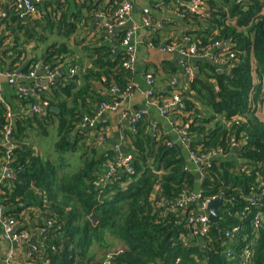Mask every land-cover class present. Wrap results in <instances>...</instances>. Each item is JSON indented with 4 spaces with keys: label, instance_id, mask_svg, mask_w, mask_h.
Masks as SVG:
<instances>
[{
    "label": "trees",
    "instance_id": "obj_1",
    "mask_svg": "<svg viewBox=\"0 0 264 264\" xmlns=\"http://www.w3.org/2000/svg\"><path fill=\"white\" fill-rule=\"evenodd\" d=\"M33 3L38 6L35 0ZM151 3L156 5V0ZM117 7L118 3L112 12ZM201 8L200 13H192L179 7L189 28L185 38L198 48L216 41L229 42L227 50L233 58L228 71L222 72L209 62L196 61L194 77L178 93L182 106L170 112L173 126L186 130L190 152H223L200 167V180L188 161L187 147L164 133H148L141 113L135 131L125 129L124 135L127 154L123 155L131 157L132 171L116 169L105 183L94 185L106 171L105 162L114 160V150H104L90 141L91 132L77 126L83 116L92 118L99 104L121 100L116 94H129L134 89L133 72L123 66L125 53L109 60L108 46L83 42L91 65L72 74L69 69L74 61L68 60L63 44L55 51L49 49L45 64L49 72L59 74V81L50 82L46 90H36L37 95H22L14 89L15 106L4 96L13 111L9 121L0 102V138L9 123L15 174L0 183V204L5 217L35 233L34 261L264 264V0H203ZM97 10L93 4L88 13ZM62 14V19L79 18L76 12ZM14 15L21 22L22 18ZM60 25L61 21L53 24L56 31ZM47 27L51 31V25ZM152 27L151 21L144 27L149 35L146 40L157 45L159 37L152 34ZM10 50L5 56L9 51L16 60L24 55L21 48ZM0 69H5L1 60ZM160 69L176 76L175 86L182 85L174 68ZM148 70L155 79L158 69L153 66ZM114 88L116 94L111 92ZM67 94L69 101L63 100ZM36 99L57 111L29 113ZM50 134L54 140L51 148L36 151L35 147H41L39 140L33 143L30 138L45 139ZM168 142L173 145L167 146ZM231 142L240 146L234 148ZM5 151L0 146V159ZM189 192L202 198L214 195L222 201L218 220L209 223L205 233L186 222L194 206L182 214L180 210L165 211L159 203L164 199L173 204ZM258 193L262 195L253 202ZM255 214L260 216L257 226L252 221ZM236 226L233 237H226L225 232ZM25 246L21 243L16 251ZM245 247L248 255L243 254ZM92 248L95 252L104 250L101 255L106 259L94 263L95 252L87 255Z\"/></svg>",
    "mask_w": 264,
    "mask_h": 264
},
{
    "label": "crops",
    "instance_id": "obj_2",
    "mask_svg": "<svg viewBox=\"0 0 264 264\" xmlns=\"http://www.w3.org/2000/svg\"><path fill=\"white\" fill-rule=\"evenodd\" d=\"M16 1L0 0V60L5 67L4 70H0L6 74L13 71L22 73L34 71L35 74L32 78L22 79L24 81H15L14 86L9 84L6 76H0L1 90L4 96L12 102V105H17V100L14 98V89L17 88V85H25L24 87L29 89L32 95H37L36 90H46L50 82L59 81V74L49 77L50 72L45 64V60H47L46 52L49 49L55 51L57 46L63 44L70 55L68 60L74 61L73 67L69 69L70 74H72L75 70L78 71L91 65L87 55L88 50L82 49L83 42L96 46H108L110 54L107 58L111 60L116 57L117 53L125 52L122 40L126 32H131L133 34L131 35V41L136 47V59L133 70H131L133 72V91L128 95L120 94L121 105L118 110L98 116L97 121L92 126H85L80 122L77 128L91 132L89 133L92 136L90 141H96L104 150H113L117 147L121 152L127 154L124 151V143H126L124 135H127L125 129L127 131L130 129L129 113L141 112L144 114L145 127L148 133H157V136L159 133H164L174 138V141L177 140L180 146L185 145L182 139L173 131L171 118L162 117L159 107L168 99L177 96L179 91L183 89L182 86L185 88L189 84L190 77L191 75L194 77V70L198 66L196 61H185L184 56L180 53L182 49H187L192 45V42L185 38V33L189 28L182 20V14L179 10L180 6L187 9L191 6L187 0H169V3H165V0H156V5L151 3V0H131L132 8L125 24H119L114 11L112 12L115 4L118 3L119 5L121 0H36L38 6L35 5V12L30 16L15 8L14 3ZM93 4H96L99 8L98 13L95 11L89 14L88 9ZM53 10H57L56 14H53ZM65 11L69 13L76 12L79 18L63 17L62 19V12ZM1 14L4 15L1 16ZM14 14H17L20 19L22 18L21 22H17V16ZM144 17L150 19L153 25L152 34L156 33L159 37L157 45L152 44L150 39L146 40V36L149 37V35H147L142 25ZM178 17L181 18L180 21L177 19ZM60 21V28L56 31L53 24ZM49 24L51 25V31L47 27ZM15 36L18 38H15ZM24 40L27 41L24 42ZM171 46H175L171 51L162 50ZM15 47L21 48L24 54L18 60L9 55L12 51L10 49ZM6 50L10 51L5 56ZM153 66L158 70L155 71L154 82L148 83L146 74L153 72L148 70ZM161 66L174 68L182 85L175 86L176 76L167 71L163 72L160 69ZM215 67L219 72L228 71L226 66ZM26 68H28L27 71H25ZM149 92L151 95H148ZM152 94L157 97H152ZM161 96L164 97L160 98ZM69 99V94L63 98L66 101H69ZM35 104L33 106L38 108L42 114L52 108L47 107L38 99L35 100ZM43 105L47 108L44 109ZM93 113H95L93 116L95 117L98 111L93 110ZM97 133H99L97 136L100 137L99 143L97 142V136H95ZM2 137L0 138V146L4 147L5 140ZM46 137L45 139H39V145L42 149L48 150L54 140L51 134ZM66 137L69 138L70 136L67 135ZM11 145L13 146L12 143H9V146ZM2 159H0V178L2 177ZM27 223L31 224L30 222ZM17 225L20 227L19 223ZM24 227L26 228V226ZM30 232L35 236L33 231ZM14 247L13 243L3 239L0 235V264H5L8 250ZM92 249L95 250V248ZM16 252L18 262L24 263L25 249H18ZM102 252L97 250L94 255H97V253L101 255ZM31 263L42 264V261L30 259L28 264Z\"/></svg>",
    "mask_w": 264,
    "mask_h": 264
},
{
    "label": "built area",
    "instance_id": "obj_3",
    "mask_svg": "<svg viewBox=\"0 0 264 264\" xmlns=\"http://www.w3.org/2000/svg\"><path fill=\"white\" fill-rule=\"evenodd\" d=\"M36 1V0H35ZM188 3L191 4V6L188 8L189 12L192 13H200L202 11L201 6L203 5V0H187ZM14 6L16 9L22 10L25 15H32L35 12V6L33 3V0H17L14 3ZM132 8L131 0H121L118 7L114 10V15L116 17V20L119 24H125L126 21L129 18V14ZM4 14H1L3 16ZM150 24V21L147 17H144L142 19V25L148 26ZM131 35H133L131 32H126L124 34V38L122 40V44L125 47V60L123 63V66L130 71L133 70L135 59H136V47L134 44H132L131 41ZM229 42H220L216 41L212 43L211 45H207L201 48L196 47V44L192 42V45L188 47L187 49H182L180 53L182 56L186 58H207V60L211 61L212 64L216 66H226L227 68L230 65V60L233 58V54L229 52L228 49ZM175 46L166 47L165 49L168 51H171L174 49ZM35 72L30 71L29 73H21L18 71H13L10 74H6L5 72L0 70V76H6L8 79L9 84L12 86L15 85V81L32 78L34 76ZM58 73L50 72L49 77H53L54 75H57ZM193 76L191 75L190 78ZM147 82L152 83L151 75H147ZM117 89H111V92L116 93ZM16 92L22 95H26L27 93H31L29 89H27L24 86L17 85ZM151 93L149 92L148 95ZM0 102L5 106V111L3 116L7 121L11 119L13 116L12 108L6 103L4 99L3 92L0 87ZM121 103L120 101H113L110 103H101L98 106V114L90 118L88 116H83L81 119V124L85 126H92L96 121L98 116H102L105 112H113L119 109ZM181 101L178 97V95L174 96L171 99H168L165 101L160 107L159 112L162 117L164 118H171L170 112L172 109L176 107H181ZM29 113L36 112L38 113L39 110L35 106H31L28 110ZM129 126L131 131H135L134 124L140 119L141 112L136 113H129ZM173 131L182 139V142L185 143L184 147H187V158L190 163H192L195 166V174L197 176V179H201L203 176V172L201 171L200 167L202 165H206L209 163L210 160L214 158L221 157L223 155V152L221 149L217 150H208L205 151L202 154H197L194 152H190L188 150V144L191 142L187 136V132L182 127L173 126ZM10 126L9 123L7 126H5V132L3 133V139L5 140L4 147L6 149L5 156L1 160V178L0 183H2L6 179H12L14 178L15 174L11 167V155H12V149L14 148V145L9 146L10 142ZM99 136H97V142L99 143ZM173 144L171 142L167 143V146H172ZM231 146L236 147L238 146V143L231 142ZM114 160L113 161H107L105 162V168L106 171L104 174L100 175L96 181H94V185H99L101 183H105L106 179L116 170L119 168H122L123 171L131 172L132 166H131V157L123 155V152L120 151L119 148L115 147L114 149ZM186 169V167H184ZM199 175V177H198ZM262 193H258L256 196L253 197L254 199H251L253 202L256 201V199L261 196ZM217 196H210L206 198H202L198 193H183L180 195L177 200L173 204H169L164 199H160L159 203L163 206H165V211H175L180 210L182 214L186 213L191 206H194V212L190 211V214L186 218V222L191 225L193 228L197 229L199 233H205L208 230V214L206 212V206L209 202L215 200ZM4 210L0 204V228H1V237L11 243L15 246L14 248H10L8 250V257L5 260V264H28V260L31 259L33 251H35L34 243L32 242V235L31 232H29L25 228H21L17 225V222L14 221L11 217L7 218L4 216ZM253 224L254 226H257L260 221V216L258 214H255L253 216ZM47 224H51V221H48ZM238 231V226L233 227L230 231L225 232V236L232 238L234 235V232ZM29 240L31 242L29 243ZM21 243H25V259L24 263H19L17 260V252L16 248L21 245ZM29 243V245H28ZM244 255H248V248L245 247L243 250Z\"/></svg>",
    "mask_w": 264,
    "mask_h": 264
},
{
    "label": "water",
    "instance_id": "obj_4",
    "mask_svg": "<svg viewBox=\"0 0 264 264\" xmlns=\"http://www.w3.org/2000/svg\"><path fill=\"white\" fill-rule=\"evenodd\" d=\"M191 5V4H190ZM179 21L181 20V18H177ZM185 58V61H189V62H195V61H202V62H208L207 58ZM196 72V69L194 70ZM118 96H121L120 94H116ZM44 109H46L47 107L45 105L42 106ZM51 110L57 111L56 107H52L50 108ZM220 206H222V201L220 198H217L211 202H209L206 206V210L208 213V221L209 223H215L218 220V209L220 208Z\"/></svg>",
    "mask_w": 264,
    "mask_h": 264
},
{
    "label": "rangeland",
    "instance_id": "obj_5",
    "mask_svg": "<svg viewBox=\"0 0 264 264\" xmlns=\"http://www.w3.org/2000/svg\"><path fill=\"white\" fill-rule=\"evenodd\" d=\"M27 94H30V93H27ZM4 95V94H3ZM40 139V138H39ZM37 137H31L30 138V141H32L33 143L35 142V143H37V140H39ZM239 147V146H238ZM34 149H37L36 151H38V150H42V148L41 147H35ZM198 177H199V175H198ZM112 239V238H111ZM109 241H110V239H109ZM116 248V247H115ZM95 252L93 249H88V251H87V255H93L92 254V252ZM103 252H104V250H103ZM96 253V252H95ZM100 253H97V255H93V256H95L96 257V260H95V262L94 263H99L101 260H103V259H106V255H99ZM98 256H100V257H98Z\"/></svg>",
    "mask_w": 264,
    "mask_h": 264
},
{
    "label": "clouds",
    "instance_id": "obj_6",
    "mask_svg": "<svg viewBox=\"0 0 264 264\" xmlns=\"http://www.w3.org/2000/svg\"><path fill=\"white\" fill-rule=\"evenodd\" d=\"M163 51H168V50H166L165 48H163L162 49ZM210 62V64H212L211 63V61H209ZM216 66V65H215ZM196 71H197V69H196ZM149 74V73H148ZM148 74H146V75H148ZM151 79H152V82H154V79L151 77ZM190 79H192V78H190ZM116 94V93H115ZM130 94V93H129ZM128 95V94H127ZM117 101H120L121 102V100H117ZM106 113V112H105ZM238 146H240V145H238ZM238 146H236V147H234V148H237ZM217 198H219V197H217ZM216 198V199H217ZM206 212H207V210H206ZM208 214V213H207ZM208 223H209V221H208ZM31 235H32V239H33V233H31ZM25 254V253H24ZM31 259H34V255H32V257H31ZM29 261V260H28Z\"/></svg>",
    "mask_w": 264,
    "mask_h": 264
}]
</instances>
